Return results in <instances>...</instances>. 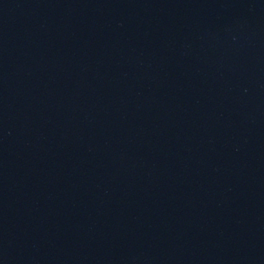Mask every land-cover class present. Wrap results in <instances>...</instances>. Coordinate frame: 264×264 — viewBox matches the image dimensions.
Masks as SVG:
<instances>
[{
	"label": "water",
	"instance_id": "water-1",
	"mask_svg": "<svg viewBox=\"0 0 264 264\" xmlns=\"http://www.w3.org/2000/svg\"><path fill=\"white\" fill-rule=\"evenodd\" d=\"M0 264H264V0H0Z\"/></svg>",
	"mask_w": 264,
	"mask_h": 264
}]
</instances>
